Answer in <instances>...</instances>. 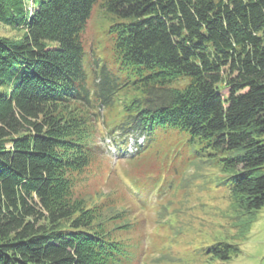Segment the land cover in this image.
<instances>
[{
  "label": "trees",
  "instance_id": "trees-1",
  "mask_svg": "<svg viewBox=\"0 0 264 264\" xmlns=\"http://www.w3.org/2000/svg\"><path fill=\"white\" fill-rule=\"evenodd\" d=\"M0 23L21 32L0 36V264L137 259L73 190L102 130L222 152L230 199L264 205V0H0ZM139 176L127 191L154 208Z\"/></svg>",
  "mask_w": 264,
  "mask_h": 264
},
{
  "label": "rangeland",
  "instance_id": "rangeland-1",
  "mask_svg": "<svg viewBox=\"0 0 264 264\" xmlns=\"http://www.w3.org/2000/svg\"><path fill=\"white\" fill-rule=\"evenodd\" d=\"M100 17L95 11L84 36L87 46L94 42L103 51L107 43ZM20 34L0 23V36ZM103 135L73 190L81 203L95 209L94 222L106 224L111 235L130 248L131 242L141 245L142 251L133 249L138 257L129 264H264V205L248 212L230 199L229 172L220 161L224 153L194 152L175 139V133L165 138L160 128L137 154L133 136L143 143L144 135L132 133L125 148L113 144L109 149L104 145L112 144V134ZM139 173L136 184L144 186L140 192L148 191L142 196L158 203L154 208L141 207L142 197L133 198L127 191L130 183L125 180L135 182L130 175ZM220 242L236 248L227 259L209 251Z\"/></svg>",
  "mask_w": 264,
  "mask_h": 264
}]
</instances>
